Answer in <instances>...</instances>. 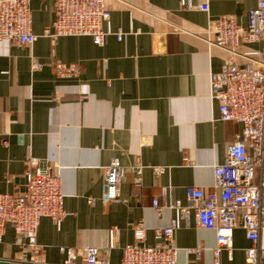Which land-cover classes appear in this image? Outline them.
<instances>
[{
  "label": "crops",
  "instance_id": "1",
  "mask_svg": "<svg viewBox=\"0 0 264 264\" xmlns=\"http://www.w3.org/2000/svg\"><path fill=\"white\" fill-rule=\"evenodd\" d=\"M193 6L199 0H187ZM111 27L122 30V41L111 36L104 46L88 37L52 33L53 0H32V30L38 40L18 47L0 40V193L23 190L32 160L35 169L60 172L66 217L58 226L42 219L38 243L50 264L63 263L65 249H105L116 230L117 247L105 252L120 264L127 245L154 247L156 231L169 227L174 211L159 215L153 201L187 203L188 188L209 192L214 167L225 162L228 146L242 131L222 122L210 97V75L224 63L245 60L207 41L203 30L221 17L248 26L258 0H209L203 12L182 0H106ZM262 44L238 50H261ZM79 67L78 77L60 78L56 63ZM33 63L41 68L33 69ZM118 160L125 167L121 200L105 202L107 167ZM143 166L142 188L134 186V167ZM155 168L164 171L156 174ZM145 239L138 243L136 228ZM178 264H213L216 233L201 229L192 213L174 235ZM252 246L242 227L234 231L233 253L222 264H246ZM260 246L264 249V232ZM203 248L200 257L188 249ZM22 247L12 227L0 243L4 264H23ZM264 264V260L260 262Z\"/></svg>",
  "mask_w": 264,
  "mask_h": 264
},
{
  "label": "built area",
  "instance_id": "2",
  "mask_svg": "<svg viewBox=\"0 0 264 264\" xmlns=\"http://www.w3.org/2000/svg\"><path fill=\"white\" fill-rule=\"evenodd\" d=\"M55 21L53 32L48 33L54 41L59 37H88L97 46L107 44L111 36L122 41L125 33L114 32L111 27V11L106 0H53ZM32 0H0V40L18 47L33 46L38 40L32 30ZM190 9L208 12L209 0H199L197 6L182 0ZM206 39L216 48L242 58L246 64L239 65L234 59L224 63L221 71L210 75L213 103L219 107L222 122H235L242 126L236 141L228 146L225 162L214 167L215 183L212 191L188 188L187 203L174 199L163 204L153 201V208L160 215L169 207L175 217L169 227L156 231L154 247L127 245L122 248L120 264H178L179 248L174 235L181 222L192 213L201 229L212 230L217 236L213 250V264H222L224 252L233 253V236L238 227L246 232L252 246L245 250L246 264H260L264 260V249L260 246L264 232V0L248 14V26H241L233 17H221L203 30ZM262 44L261 50H238L249 45ZM33 63V69H39ZM60 78L78 77L79 67L62 62L56 63ZM36 160L31 161L23 190L17 195L0 193V243L8 226L15 231L23 249L21 263L50 264L38 243V230L42 219L49 218L58 226L66 217L65 195L61 187L60 172L54 168L45 171L35 169ZM144 167H134V186L142 188ZM156 174L164 171L155 168ZM126 170L118 160L106 169L103 199L105 202L121 200V187ZM138 243L145 239L143 226L136 228ZM116 230L109 231L105 249L86 247L81 250L65 249L67 255L60 264H111L105 252L117 247ZM204 249H188L200 259ZM0 263L2 261L0 260Z\"/></svg>",
  "mask_w": 264,
  "mask_h": 264
},
{
  "label": "water",
  "instance_id": "3",
  "mask_svg": "<svg viewBox=\"0 0 264 264\" xmlns=\"http://www.w3.org/2000/svg\"><path fill=\"white\" fill-rule=\"evenodd\" d=\"M0 264H4V263H0Z\"/></svg>",
  "mask_w": 264,
  "mask_h": 264
}]
</instances>
